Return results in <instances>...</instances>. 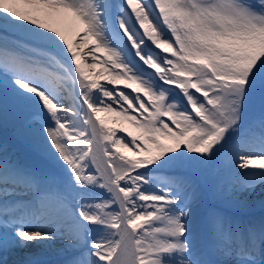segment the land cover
I'll use <instances>...</instances> for the list:
<instances>
[{
	"label": "snow or ice",
	"instance_id": "1",
	"mask_svg": "<svg viewBox=\"0 0 264 264\" xmlns=\"http://www.w3.org/2000/svg\"><path fill=\"white\" fill-rule=\"evenodd\" d=\"M0 128V264H264V0H0Z\"/></svg>",
	"mask_w": 264,
	"mask_h": 264
},
{
	"label": "bare ground",
	"instance_id": "2",
	"mask_svg": "<svg viewBox=\"0 0 264 264\" xmlns=\"http://www.w3.org/2000/svg\"><path fill=\"white\" fill-rule=\"evenodd\" d=\"M163 175V174H162Z\"/></svg>",
	"mask_w": 264,
	"mask_h": 264
},
{
	"label": "rangeland",
	"instance_id": "3",
	"mask_svg": "<svg viewBox=\"0 0 264 264\" xmlns=\"http://www.w3.org/2000/svg\"><path fill=\"white\" fill-rule=\"evenodd\" d=\"M12 135V134H11Z\"/></svg>",
	"mask_w": 264,
	"mask_h": 264
}]
</instances>
